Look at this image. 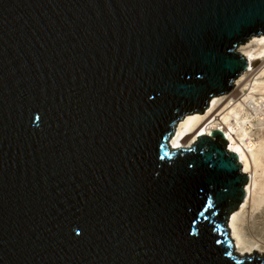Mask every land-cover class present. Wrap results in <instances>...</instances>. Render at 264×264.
I'll list each match as a JSON object with an SVG mask.
<instances>
[{
  "label": "water",
  "instance_id": "water-1",
  "mask_svg": "<svg viewBox=\"0 0 264 264\" xmlns=\"http://www.w3.org/2000/svg\"><path fill=\"white\" fill-rule=\"evenodd\" d=\"M259 34L264 0H0V264H264L224 133L170 146Z\"/></svg>",
  "mask_w": 264,
  "mask_h": 264
},
{
  "label": "bare ground",
  "instance_id": "bare-ground-1",
  "mask_svg": "<svg viewBox=\"0 0 264 264\" xmlns=\"http://www.w3.org/2000/svg\"><path fill=\"white\" fill-rule=\"evenodd\" d=\"M250 66L239 74L227 93L209 99L203 114L188 113L180 119L170 139L171 148L189 147L196 136L221 129L227 150L237 154L247 175L245 194L227 220L228 236L237 256L264 255V34L238 45ZM257 60L258 66L254 63ZM254 66V67H253ZM214 98V99H213ZM264 135V134H263Z\"/></svg>",
  "mask_w": 264,
  "mask_h": 264
},
{
  "label": "rangeland",
  "instance_id": "rangeland-1",
  "mask_svg": "<svg viewBox=\"0 0 264 264\" xmlns=\"http://www.w3.org/2000/svg\"><path fill=\"white\" fill-rule=\"evenodd\" d=\"M238 47H239V46H237V48H238ZM254 63H255L254 66L257 67V66H258V64H257L258 62H254ZM234 82H235V81H234ZM213 99H214V98H213ZM263 134H264V130L260 131V136H264Z\"/></svg>",
  "mask_w": 264,
  "mask_h": 264
},
{
  "label": "built area",
  "instance_id": "built-area-1",
  "mask_svg": "<svg viewBox=\"0 0 264 264\" xmlns=\"http://www.w3.org/2000/svg\"><path fill=\"white\" fill-rule=\"evenodd\" d=\"M261 60H257V61H255V62H260ZM254 63V62H253ZM249 64V63H248ZM254 65H255V63H254ZM250 66L248 65V67L247 68H249ZM254 67V66H253ZM218 130H221V129H218ZM223 133H224V131L223 130H221ZM211 132V131H210ZM210 134V133H209ZM209 134H207V135H209ZM225 135V134H224Z\"/></svg>",
  "mask_w": 264,
  "mask_h": 264
}]
</instances>
